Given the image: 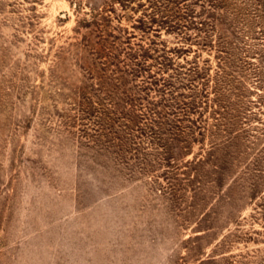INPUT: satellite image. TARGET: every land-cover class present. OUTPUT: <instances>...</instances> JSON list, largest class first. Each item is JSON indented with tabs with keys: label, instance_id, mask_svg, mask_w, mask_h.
Returning <instances> with one entry per match:
<instances>
[{
	"label": "rangeland",
	"instance_id": "1",
	"mask_svg": "<svg viewBox=\"0 0 264 264\" xmlns=\"http://www.w3.org/2000/svg\"><path fill=\"white\" fill-rule=\"evenodd\" d=\"M0 264H264V0H0Z\"/></svg>",
	"mask_w": 264,
	"mask_h": 264
}]
</instances>
